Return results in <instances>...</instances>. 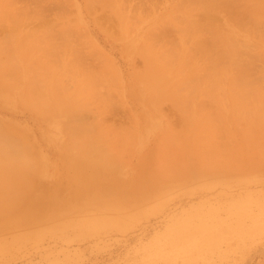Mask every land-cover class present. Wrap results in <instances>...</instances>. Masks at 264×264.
I'll use <instances>...</instances> for the list:
<instances>
[{"label": "bare ground", "instance_id": "6f19581e", "mask_svg": "<svg viewBox=\"0 0 264 264\" xmlns=\"http://www.w3.org/2000/svg\"><path fill=\"white\" fill-rule=\"evenodd\" d=\"M245 1L247 7L240 10V2L245 6ZM84 3L88 11L98 6L117 19L116 36L124 38L128 50L143 59L144 70L132 92L144 109V126L130 106L126 112L130 129L121 125L120 129H107L109 125L100 124L98 118L91 119L89 114L105 111L98 109L96 102L108 104L113 97L107 91L98 92L99 87H110L104 76H74L83 60L73 44L70 23L61 21L60 31L53 32V24L41 21L31 30L27 24L40 17L36 9L0 0V99L27 93L23 99L26 107L46 121L51 116L65 120L61 126L67 136L61 181L40 187L36 167L27 162L28 147L0 131V233L6 231L14 237L7 242L0 236L1 254L57 224L67 214L65 209H78L73 205L76 199L88 200L89 206L99 207L101 212L98 220L73 226L120 225L116 216L107 213L128 208L124 200L128 196L115 191L123 178L120 157L142 133L148 134L158 125L163 103H171L181 114L183 128L179 132L164 128L143 156L142 184L135 187L132 181L127 182V187L139 188L137 194L143 195L139 201L160 194L166 185L187 176L239 169L238 163L230 162L229 157L237 160L234 151L215 148L223 132V127L215 126L217 122L223 126L229 120L239 126V136L249 150L253 148L254 157H264V71L259 81L250 76L254 63L263 58L255 52L252 39L255 28L264 23V0H180L137 38L131 37L130 18L122 11L124 0ZM173 32L177 37H170ZM51 57L59 61L50 62ZM69 75L75 90L67 86ZM117 88V98L126 107L122 86ZM206 102L216 105L215 112H209ZM105 198L112 202L106 208L102 207Z\"/></svg>", "mask_w": 264, "mask_h": 264}, {"label": "rangeland", "instance_id": "374dc122", "mask_svg": "<svg viewBox=\"0 0 264 264\" xmlns=\"http://www.w3.org/2000/svg\"><path fill=\"white\" fill-rule=\"evenodd\" d=\"M179 1L124 0L122 11L130 18L131 37L142 35L151 22L159 21ZM14 2L17 7L27 5L37 10L40 17L32 19L27 24L28 29L34 30L46 22L53 24V32H58L62 23H70L73 44L83 60L74 76L85 79L86 76L100 74L108 80L110 87H99L98 92L107 91L113 101L110 99L103 106L97 101V108L105 111L100 113L96 110L101 115L89 114L91 119L98 118L100 124L109 125L107 129L129 128L126 112L130 106L133 114L138 116V122L144 126V109L132 92L144 70L143 59L128 50L124 38L118 37L117 19L98 6L86 10L84 0ZM244 3L245 6L240 2V10L247 7L246 1ZM170 37L177 35L173 32ZM252 42L257 47L255 52L263 56L254 63L250 72L251 78L259 81L264 71V23L255 28ZM56 61H59L58 57L50 58V62ZM69 76L67 86L75 90V81ZM118 86H122L125 93L126 107L117 98ZM26 96L27 93H20L9 99H0V131L29 148L30 155L26 161L36 167V180L40 187L51 181L59 183L65 173L63 146L67 136L61 126L65 120H55L52 116L47 121L42 119L23 103ZM206 103L209 112H215L216 105ZM158 113V125L149 129L148 134L142 133L139 141L120 157L123 163L120 175L123 178L115 191L128 196L124 199L128 208L107 212L116 216L114 219L121 222L120 225L115 223L95 229L73 226L74 223L98 220L101 212L99 207L89 206L88 200L76 199L73 205L78 209H65L67 214L57 224L45 227L37 237L0 253V264H264V157H254L253 148L249 150L239 136V126L229 120L223 126L221 122L215 124L217 128L223 127L215 148L234 151L237 160L229 158L231 165H240L238 170L187 176L166 185L160 194L143 201L138 200L143 196L137 194L139 188L127 187L129 180L135 187L142 184L143 156L153 148L164 128H172L175 132L183 128L181 114L171 103L161 104ZM131 196L138 201L130 200ZM102 202L105 208L112 203L110 198ZM0 236L7 242L14 238L6 231Z\"/></svg>", "mask_w": 264, "mask_h": 264}]
</instances>
